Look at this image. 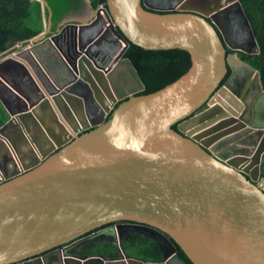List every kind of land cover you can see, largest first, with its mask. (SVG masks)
Instances as JSON below:
<instances>
[{"label":"water","instance_id":"obj_1","mask_svg":"<svg viewBox=\"0 0 264 264\" xmlns=\"http://www.w3.org/2000/svg\"><path fill=\"white\" fill-rule=\"evenodd\" d=\"M143 1L106 0L87 23L0 56V264H186L177 247L191 264H264V92L238 56L257 48L242 6ZM231 13L248 50L217 31ZM130 44L185 51L190 66L137 95ZM121 63L136 85L123 95ZM133 235L159 261L128 257ZM103 243L114 255L88 252Z\"/></svg>","mask_w":264,"mask_h":264},{"label":"trees","instance_id":"obj_2","mask_svg":"<svg viewBox=\"0 0 264 264\" xmlns=\"http://www.w3.org/2000/svg\"><path fill=\"white\" fill-rule=\"evenodd\" d=\"M62 1L60 0L54 6V14L62 15L66 10V7L60 10L58 8ZM238 1L247 17L257 44L255 53H239L238 56L259 73L264 92V0ZM105 2L106 0H90L93 9L105 5ZM39 7V3L30 0H0V53L16 42H27L40 34ZM123 58L130 61L144 87V90L137 95H147L163 88L183 75L190 66L189 55L185 51H151L132 44L129 45ZM110 115L107 116V119L110 118ZM4 120H0V125ZM173 129H176V126ZM261 177H264V164L261 169ZM122 246L125 254L130 258L144 262H157L160 259L159 249L150 239L133 235ZM177 251L178 256L186 264H191L178 247ZM88 252L112 256L114 247L111 244L103 243Z\"/></svg>","mask_w":264,"mask_h":264},{"label":"crops","instance_id":"obj_3","mask_svg":"<svg viewBox=\"0 0 264 264\" xmlns=\"http://www.w3.org/2000/svg\"><path fill=\"white\" fill-rule=\"evenodd\" d=\"M39 3V19H40V25H41V31L38 36L35 38L36 41H32L33 39L27 41V42H16L13 46L9 47L5 51L0 53V56H5L8 52L16 48L17 44L21 43L22 45H32L36 43H40L43 40H45L48 36L54 34L57 32L63 25L67 23H87L95 14L93 12V8L90 4V0H63L61 5L58 7L59 10L61 8L66 7V10L62 15L60 14H54V6H56L60 0H30ZM118 84L120 82L118 80H115ZM135 85V84H134ZM123 87V86H122ZM136 89V85H135ZM126 89H120L118 93L120 95H123L126 91ZM6 119V115L2 111V108L0 106V120ZM5 121V120H4ZM28 159L25 162L29 163L32 159L31 153H28Z\"/></svg>","mask_w":264,"mask_h":264},{"label":"flooded vegetation","instance_id":"obj_4","mask_svg":"<svg viewBox=\"0 0 264 264\" xmlns=\"http://www.w3.org/2000/svg\"><path fill=\"white\" fill-rule=\"evenodd\" d=\"M182 1L183 0H144L143 1V4L145 6H148L150 8L155 9L156 12L169 13V12H176L177 6ZM230 15L231 16H230V18L228 20H226V19L218 20V23L220 25V30H217V31L219 32L220 37L223 40V35H224L225 40L229 43V45H231L233 47L243 46V47H245L248 50V45H247L248 42L247 43L240 44V45H237V44L234 43L233 40H235V39L233 37H236L235 36L236 35V29L237 30L240 29L241 28V24H239L238 22L232 21V20L236 19L237 17L235 15H233L232 13ZM239 53H238V55H239ZM121 66H125L126 67V65H124V63H121L119 69L117 70V72L115 73V75L112 76V77L115 80H118L120 82L121 87L123 86V88H124V87L127 86L128 82L130 80H132V82H133V79L131 78V75L129 74L128 69L126 68L127 70H125ZM79 93L85 94L86 104H87L86 111L90 114V117L91 118H96L99 112H96L97 110L94 109L90 97L88 95H86L85 92H79ZM263 158H264V156H263ZM262 161H263V159H262ZM263 164H264V161L261 164V169H262ZM112 225L113 224L104 226L102 228H99V229L95 230L94 232L99 231L100 229H104V228L110 227ZM94 232L89 233L88 236L91 235V234H93ZM62 247L63 246H61V248ZM96 248H97V246H96ZM59 249H60V247L57 248V249H55V250H53L52 252H55V251H57ZM90 253H92V252H90ZM93 254H95V253H93Z\"/></svg>","mask_w":264,"mask_h":264},{"label":"rangeland","instance_id":"obj_5","mask_svg":"<svg viewBox=\"0 0 264 264\" xmlns=\"http://www.w3.org/2000/svg\"><path fill=\"white\" fill-rule=\"evenodd\" d=\"M232 21H235V22H238V19L236 18V19H234V20H232ZM234 22V23H235ZM246 32L244 31V28L241 26V28L240 29H236V37H233L235 40H233L234 41V43L235 44H237V45H240V44H243V43H247L248 42V38H247V36H246V34H245ZM248 45V44H247ZM121 67H123V69H125V70H127L128 68L127 67H125V66H121ZM127 68V69H126ZM119 69V68H118ZM117 69V70H118ZM117 72V71H116ZM126 88V90H128V91H133V90H135V85H134V83L132 82V80H130L129 82H128V84H127V86L125 87ZM107 118V117H106ZM263 161H264V158H263Z\"/></svg>","mask_w":264,"mask_h":264}]
</instances>
